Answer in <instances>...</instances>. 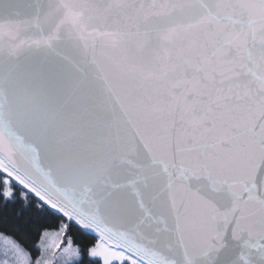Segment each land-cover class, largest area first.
Returning a JSON list of instances; mask_svg holds the SVG:
<instances>
[{"label":"snow or ice","instance_id":"6c2138e0","mask_svg":"<svg viewBox=\"0 0 264 264\" xmlns=\"http://www.w3.org/2000/svg\"><path fill=\"white\" fill-rule=\"evenodd\" d=\"M0 264H264V0H0Z\"/></svg>","mask_w":264,"mask_h":264}]
</instances>
